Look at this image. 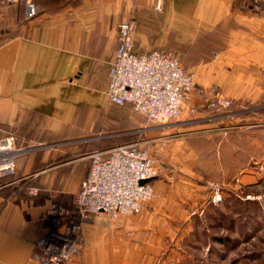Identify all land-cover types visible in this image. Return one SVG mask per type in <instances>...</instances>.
Returning a JSON list of instances; mask_svg holds the SVG:
<instances>
[{
    "label": "crops",
    "instance_id": "obj_1",
    "mask_svg": "<svg viewBox=\"0 0 264 264\" xmlns=\"http://www.w3.org/2000/svg\"><path fill=\"white\" fill-rule=\"evenodd\" d=\"M156 1L69 0L27 21L14 6L2 8L0 136L14 133L33 145L58 138L54 131L66 124L87 125L108 100L118 24L134 14L135 48L172 51L192 68L197 86L215 84L231 100H264V10L247 0H160L158 9ZM183 146L178 141L157 151L162 165L153 180L155 195L139 213L82 224V248L72 264H157L164 258L166 245L206 196L191 169L195 150L183 155ZM44 147L17 164L30 174L28 181L39 174L48 185ZM174 160L182 171L175 177L165 168ZM241 171V182L254 179V170ZM73 172L69 188L76 190L87 172ZM50 203L47 193L26 195L18 185L0 192V264H40L38 243L48 229Z\"/></svg>",
    "mask_w": 264,
    "mask_h": 264
},
{
    "label": "rangeland",
    "instance_id": "obj_2",
    "mask_svg": "<svg viewBox=\"0 0 264 264\" xmlns=\"http://www.w3.org/2000/svg\"><path fill=\"white\" fill-rule=\"evenodd\" d=\"M54 1L65 4L69 0ZM118 1L123 4L126 0ZM247 2L256 10H264L252 0ZM9 5L0 4V10ZM53 6L58 7H50ZM46 8L48 0H31L29 4L23 1L15 6V12L21 21H27ZM131 19L136 22L135 30V14L126 20ZM179 60L196 83L192 68ZM211 86L219 88L215 84L196 85L185 99L180 116L165 124L146 120L130 105H116L106 100L104 107L95 108L87 125L70 123L64 128L63 136L44 142L48 146V185L39 182L38 173L28 181L30 174L20 173L17 164L12 173L0 175L5 177L0 178V190L18 185L26 195L47 193L51 203H56L54 200L58 198L72 200L78 190L69 188L76 179L73 171L82 170V175L87 172L89 152L129 140L148 148L157 164L156 178L162 165L158 164L157 151L166 152L170 144L181 141L183 155L187 154V148L195 150L191 169L198 174L206 196L198 211L184 223V229L166 245L164 258L157 264H264V100L244 103L231 100V111L239 110L242 105L260 107L208 119L212 111L203 105ZM18 142L22 141L18 138ZM39 143L42 142H36ZM43 148L47 147L34 150L39 153ZM25 154L20 157L28 156ZM165 168L173 177L182 172L180 162L175 160L166 163ZM241 169L254 170V179L241 182ZM214 185L220 186L219 193L215 192ZM29 186L35 187L37 193L30 194Z\"/></svg>",
    "mask_w": 264,
    "mask_h": 264
},
{
    "label": "built area",
    "instance_id": "obj_3",
    "mask_svg": "<svg viewBox=\"0 0 264 264\" xmlns=\"http://www.w3.org/2000/svg\"><path fill=\"white\" fill-rule=\"evenodd\" d=\"M20 1L29 4L31 0H0V4ZM252 1L264 9V0ZM160 5L157 0L156 8ZM134 23L131 19L118 24L117 44L108 68L107 99L116 105L130 103L150 121L165 124L180 116L183 103L196 83L192 73L172 51L135 48ZM203 106L212 111L208 119L260 107L242 105L239 110L231 111V99L216 86L207 91ZM39 144L18 142L14 133L0 136V175L15 171L20 155L47 145ZM88 157L87 173L71 205L51 203L47 209L48 229L38 243L40 264H72L81 251L82 223L96 217L109 222L120 216L134 215L153 200L151 179L157 175L158 168L148 148L140 142L97 148L89 152ZM214 188L219 193L220 186L214 185ZM28 191L32 195L37 193L33 186H29Z\"/></svg>",
    "mask_w": 264,
    "mask_h": 264
},
{
    "label": "trees",
    "instance_id": "obj_4",
    "mask_svg": "<svg viewBox=\"0 0 264 264\" xmlns=\"http://www.w3.org/2000/svg\"><path fill=\"white\" fill-rule=\"evenodd\" d=\"M23 1H20V2H14V3H10V5L11 6H17V5H19V3H22ZM64 2H62V1H54V0H48V6H51V5H61V4H63ZM9 5V6H10ZM124 105H130L131 106V104L130 103H126V104H124ZM139 113V112H138ZM139 114H141V113H139ZM146 120H148V121H150L145 115H143V114H141ZM66 125H68V124H66ZM66 125H64L61 129H58V130H56V131H54V134L56 135V137H58V136H63L66 132H65V130H64V128L66 127ZM60 133V134H59ZM57 134H59V135H57ZM129 141H131V140H129ZM125 142H128V141H123V142H119V143H125ZM114 144H116V143H114ZM114 144H111V145H114ZM111 145H105V146H101L102 148H105V147H109V146H111ZM91 152V151H90ZM0 178H5V177H0ZM155 178V177H154ZM154 178L153 179H151V181L153 182V180H154ZM7 191V189H2V190H0V192H2V193H4V192H6ZM22 194V193H21ZM40 194H43V193H40ZM39 194V195H40ZM54 202H56L57 204H60V205H64V206H70L71 205V198H69V200L68 201H63V200H61V198H58V200H54Z\"/></svg>",
    "mask_w": 264,
    "mask_h": 264
},
{
    "label": "water",
    "instance_id": "obj_5",
    "mask_svg": "<svg viewBox=\"0 0 264 264\" xmlns=\"http://www.w3.org/2000/svg\"><path fill=\"white\" fill-rule=\"evenodd\" d=\"M141 181H144V180H141Z\"/></svg>",
    "mask_w": 264,
    "mask_h": 264
}]
</instances>
